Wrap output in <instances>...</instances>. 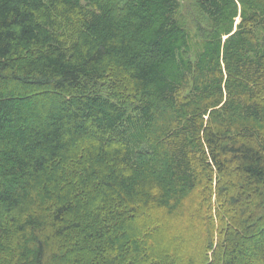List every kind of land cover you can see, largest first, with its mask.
Returning <instances> with one entry per match:
<instances>
[{"label":"trees","instance_id":"1","mask_svg":"<svg viewBox=\"0 0 264 264\" xmlns=\"http://www.w3.org/2000/svg\"><path fill=\"white\" fill-rule=\"evenodd\" d=\"M0 264H264V0H0Z\"/></svg>","mask_w":264,"mask_h":264},{"label":"rangeland","instance_id":"2","mask_svg":"<svg viewBox=\"0 0 264 264\" xmlns=\"http://www.w3.org/2000/svg\"><path fill=\"white\" fill-rule=\"evenodd\" d=\"M213 200L215 199V196L213 195ZM168 247H169V249H170V252L171 253H177V251L179 252V250H180V252H179V255H180V253H182V252H184V251H182L183 249H185V248H181V245H179V244H177L175 241H168ZM179 249V250H178ZM177 250V251H176ZM182 251V252H181ZM185 254H186V257H188L189 256V254L186 252V250H185ZM184 254V255H185ZM197 259H199L198 257H197Z\"/></svg>","mask_w":264,"mask_h":264}]
</instances>
